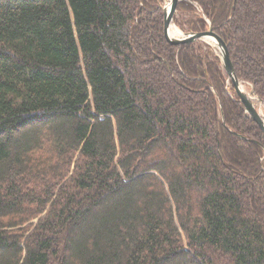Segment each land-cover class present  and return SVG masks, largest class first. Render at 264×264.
<instances>
[{"label": "trees", "instance_id": "trees-1", "mask_svg": "<svg viewBox=\"0 0 264 264\" xmlns=\"http://www.w3.org/2000/svg\"><path fill=\"white\" fill-rule=\"evenodd\" d=\"M164 2L0 0V264H264V133ZM174 23L264 103V0Z\"/></svg>", "mask_w": 264, "mask_h": 264}, {"label": "water", "instance_id": "water-1", "mask_svg": "<svg viewBox=\"0 0 264 264\" xmlns=\"http://www.w3.org/2000/svg\"><path fill=\"white\" fill-rule=\"evenodd\" d=\"M182 0H171L170 5L168 4L163 6L164 11V21H165V36L167 40L176 46H181L185 44H189L196 41L206 42L213 46L216 51L221 54V64L223 65V69L229 77V80L232 82L236 93L238 94L241 103L245 107V111L247 115L251 118L253 122H255L261 131L264 133V118L262 114H260L259 110L256 108L255 104L248 97L246 92L243 90L245 84L240 81L237 77L233 62L230 57V53L227 45L224 41L217 36L214 31L211 29L207 32L197 33V34H186L182 32L174 23L175 16L177 14L178 6ZM172 25L175 26L181 33V38H171L170 37V29ZM252 93L254 90L252 89ZM255 94V93H254Z\"/></svg>", "mask_w": 264, "mask_h": 264}, {"label": "rangeland", "instance_id": "rangeland-1", "mask_svg": "<svg viewBox=\"0 0 264 264\" xmlns=\"http://www.w3.org/2000/svg\"><path fill=\"white\" fill-rule=\"evenodd\" d=\"M164 5L168 4V0H164ZM177 29V28H176ZM216 51V50H215ZM216 54L219 56V58H221V54L216 51ZM245 92L248 95V97L252 100V102L255 104L256 108L259 110L260 114H262V117L264 118V103H262L261 101H259V98L257 97L256 94L252 93V90L247 89L248 85L245 84Z\"/></svg>", "mask_w": 264, "mask_h": 264}, {"label": "bare ground", "instance_id": "bare-ground-1", "mask_svg": "<svg viewBox=\"0 0 264 264\" xmlns=\"http://www.w3.org/2000/svg\"><path fill=\"white\" fill-rule=\"evenodd\" d=\"M170 1L171 0H168V7L170 5ZM170 35L172 38H181V33L178 29H176L175 26L172 25V28L170 29ZM243 90H245V88H243Z\"/></svg>", "mask_w": 264, "mask_h": 264}]
</instances>
